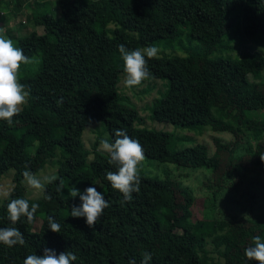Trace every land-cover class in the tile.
<instances>
[{"label":"trees","instance_id":"1","mask_svg":"<svg viewBox=\"0 0 264 264\" xmlns=\"http://www.w3.org/2000/svg\"><path fill=\"white\" fill-rule=\"evenodd\" d=\"M23 11L42 33L19 34L24 27L13 19ZM0 23L8 26L6 38L41 61L36 72L20 79L30 94L12 126L0 121V178L11 170L14 184L0 205V228L14 226L25 239L22 246L0 244V264H23L28 255L42 256L44 248L57 255L73 252V264H141L145 251L152 255L150 264H258L245 249L257 235L264 239V220L236 215L197 220L189 188L142 172L140 191L122 203L123 194L106 179L117 169L100 148L102 138L90 149L83 135L94 125L118 124L139 141L145 160L179 163L180 145L194 138L145 127L118 89L125 76L118 46H155L159 52L147 61L146 81H160L162 89L149 107L150 120L197 135L209 130L232 136L211 137L213 198L264 168V80L245 74L228 54L236 33L250 49L264 38V0H0ZM175 45L181 54L173 51ZM245 58L261 56L247 52ZM48 164L57 165V179L46 183L40 198H28L25 165L36 174ZM60 180L64 186L57 192ZM74 186L81 193L95 187L109 203L95 229L85 218L71 217V206L82 203L79 196L69 195L65 208L55 199ZM245 193L254 197L250 189ZM16 198L39 204L33 223L22 217L12 225L7 205ZM49 217L60 225L59 234L49 229Z\"/></svg>","mask_w":264,"mask_h":264},{"label":"rangeland","instance_id":"2","mask_svg":"<svg viewBox=\"0 0 264 264\" xmlns=\"http://www.w3.org/2000/svg\"><path fill=\"white\" fill-rule=\"evenodd\" d=\"M32 4L34 5V3ZM52 7L56 17H58L59 10L54 2H52ZM28 13V11H23L13 19L16 27H20V25L24 27L19 30V34L25 35L32 31L42 33L41 29L35 28L33 23L27 19ZM5 27L8 26L1 25L0 23V28L3 29L2 35H4ZM237 37L238 34L236 33L233 40V48L228 54L239 64L245 74L264 80V52L258 50L259 48H264V38H260V40L254 44L258 49H250V45L244 47ZM173 51L181 54L177 45H175ZM247 52L259 53L261 58L244 59ZM35 58L38 62L21 66L20 79L33 74L40 68V58ZM118 89L136 106L145 127L175 132L178 137L189 136L195 140L194 143L186 142L180 145V149L177 152V158L179 160L177 165L158 164L144 159L140 172L151 177H158L159 179L170 177L189 188L193 197L196 199L193 208V216L197 220L204 221L211 217L220 219L228 217L229 215L242 216L253 220H264V168H257L249 172L243 178L241 185L236 188L231 187L218 192L215 199L213 198L212 190L209 188L214 154L211 137L217 136L224 140H232L231 135L227 133H213L209 130H205L203 134L197 135L188 130H175L168 124H160L151 121L149 107L151 102L157 97L158 91L162 89V83L160 81H144L138 88H128L124 84V77H122L118 84ZM115 129H120V126L114 123H110L107 128L94 125L84 132L83 141L86 147L90 149L91 144L95 142L97 137H101L102 139L110 138L111 141H114ZM35 144L36 141L33 142V145ZM56 172L57 165L48 164L35 175L44 182L45 177L55 176ZM12 177L13 171L10 170L5 176L0 178V205L14 186ZM46 183L47 182H44V186ZM23 185L25 187V194L28 198L38 199L41 197L43 190L30 188L25 180L23 181ZM247 189H250L251 193L254 195L253 198L245 193ZM70 192L71 190L66 188L65 196L56 193L55 199L61 207L65 208L70 204ZM40 224L41 221L37 220L35 230L39 229Z\"/></svg>","mask_w":264,"mask_h":264},{"label":"clouds","instance_id":"3","mask_svg":"<svg viewBox=\"0 0 264 264\" xmlns=\"http://www.w3.org/2000/svg\"><path fill=\"white\" fill-rule=\"evenodd\" d=\"M3 29L0 28V32ZM119 53L124 62V84L128 88H138L142 83L150 78V72L147 67L149 59L156 58L159 49L155 46L136 48L129 50L124 44L118 46ZM264 52V48L258 49ZM147 58V59H146ZM38 62L35 57L29 58L19 47H16L14 41L0 35V121H6L9 126L13 124V118L17 116L23 105L27 103L29 90L20 82V70L22 65H29ZM63 101H58L62 103ZM102 124V123H101ZM114 141L104 138L100 141V148L110 156V164L116 167V171H108L106 179L110 182L114 190L123 194L124 202L132 200V194L140 191V171L145 159L144 150L138 140L131 138L126 131L115 129ZM264 161V155H260ZM23 177L27 185L35 190H43L44 182L51 183L57 177H45L44 182L35 174L27 170ZM64 182L60 180L56 191L61 192ZM72 198L80 197L81 205L71 206V217L85 218L88 227L95 229L99 219L103 215L109 203L105 196L97 191L95 187H88L84 193L74 186L69 193ZM51 199V197H48ZM39 204H29L24 198L12 199L7 205L8 218L12 225H15L22 217L27 218L29 224L33 223ZM49 229L52 232H60V225L52 218H48ZM0 244L12 248L16 245H24L25 239L18 228L10 226L0 228ZM245 256L250 261H256L258 264H264V239L259 235L254 237L253 246L245 249ZM141 264H150L152 260L151 253L145 251L142 253ZM77 256L71 252H62L59 255L49 248H44V254L28 255L23 264H73ZM129 264H136L135 260H130Z\"/></svg>","mask_w":264,"mask_h":264}]
</instances>
